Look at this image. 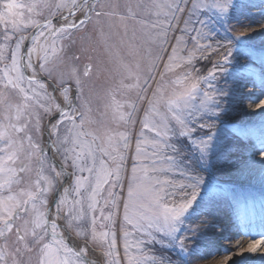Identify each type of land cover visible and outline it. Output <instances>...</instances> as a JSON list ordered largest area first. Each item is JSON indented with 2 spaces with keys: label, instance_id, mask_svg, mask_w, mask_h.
Returning <instances> with one entry per match:
<instances>
[{
  "label": "rangeland",
  "instance_id": "rangeland-1",
  "mask_svg": "<svg viewBox=\"0 0 264 264\" xmlns=\"http://www.w3.org/2000/svg\"><path fill=\"white\" fill-rule=\"evenodd\" d=\"M6 2L7 0H0V11H6L3 7ZM16 2L24 5L37 4L31 13L27 7L14 10L23 14L25 24L29 18L42 23L68 10L67 8L55 10V6L61 0ZM45 2L48 7L44 6ZM171 2L172 0H98L95 2V11L89 14L90 18L84 25L55 36L46 33L41 44L48 48L50 55L46 68L50 71L40 70L41 61L36 55L32 57L35 71L29 70L31 73L36 72L37 65L40 73L49 75L58 85H73L79 108L71 105V88L54 94L49 86L41 81L33 85L40 93L39 97L37 100L27 101L28 107L23 108L25 99L19 89L5 88L4 84L0 83V130L11 124L26 125L25 131L20 133H16L10 127L7 129L13 139L23 143V149L19 152V159L14 166L19 167L21 160H28L27 170L18 173L19 183L13 184L12 191L35 190L36 181L41 179V175L49 176L54 181V188L46 195L47 205H38L41 211L47 210L57 185L64 182V177H55L51 172L49 166L52 164L43 152L44 124L52 113L59 112L55 106L59 105L61 110H67L73 115L77 125H81V119L84 121L80 128L72 132H69V129H72V122L67 120L59 125L56 134H53L51 127L53 141H56L55 147L62 161L64 150L72 147L71 139L76 131L88 134L81 137L84 141H93L95 138L93 149L104 147L111 151L112 155H116L108 144V136H113V147L124 156L122 184L115 188H111L110 185L104 186V190L97 197L99 204L95 216L98 218L97 233L109 229L116 233L115 252L118 253L116 259L119 264H130L129 257L133 258L132 264H201L203 260L201 251L205 245L203 236L213 230L210 220L215 222L220 209L227 210L236 220L235 223H242L244 229L257 227V223L247 221L248 219L264 217V184L258 186L256 181L264 180V158L258 159V163L250 168L248 166L251 164L245 157L251 153L239 150V147L245 148L244 144L247 142L254 144L258 141V149L264 143V112L260 111L256 117L243 116L248 105H258L264 100V0H175L185 11L177 12L176 18H172L169 13L168 20L171 21L169 27L168 20L163 15H157L160 9L156 5ZM227 3L234 6L228 8L226 24L222 26L223 14L213 5ZM97 12L100 15H96ZM68 17L74 18L73 20L68 18L69 22L78 23L84 15L77 12L75 16ZM13 19L19 21L20 17H6L4 21H0V44H6L7 56V59L0 63V67L10 63L16 39L20 35L27 37L35 28L22 25L23 31L14 32L11 25ZM198 20L207 23L200 25L196 23ZM160 22L164 23L163 28L152 27L153 24ZM54 24L59 27L62 22L56 21ZM185 28L187 31H184ZM193 29L200 30V35L195 41L192 38L197 36V32ZM165 30L166 37L163 35ZM5 35H10L12 39L5 42ZM242 35L243 38L235 39ZM208 44H211V48L207 47ZM29 45L32 47L33 41ZM197 45L201 48H197ZM22 47L23 44L21 50ZM173 56L175 58L170 60L169 57ZM225 56L228 57L227 61L224 60ZM212 71H215V75L209 76V72ZM26 81L25 77V87ZM192 83H197L198 88L189 98L183 94L190 89ZM40 84L45 87L40 88ZM205 93L208 95L205 96ZM56 96L62 102L56 100ZM113 98L123 105L120 112L125 116L131 112V119L127 123L119 120V113L114 110ZM170 99L178 100V105L175 103L169 105ZM132 104H135V108L130 106ZM216 104H219V107H215ZM16 106L22 107L18 120L15 118ZM146 113L151 123L160 125L162 118L167 121L171 130L163 136V140L174 145L177 151L172 152L169 149L161 155L173 156V162L156 161L152 156L154 149L150 141L156 139V136L143 127ZM173 113L184 120L183 125L176 122ZM180 132L187 134L181 136ZM118 133L126 134L127 148L123 147L124 140L116 135ZM66 135L69 142L61 143ZM28 136H31L32 143L39 145V148L33 150L30 147ZM141 139L149 141L142 145L148 158L137 160L136 143ZM202 141L207 143L203 152ZM4 147L5 141L0 140V148ZM248 147L252 150L256 148ZM33 151L35 154L29 156ZM41 152L44 161L42 174L38 158ZM260 153L262 152L258 150L251 155L259 157ZM4 155L5 152H0V156ZM96 158L97 164L100 159H104L109 167L115 166L108 156H103L99 151L96 152ZM239 158H245L243 166L233 170ZM134 164L138 167L143 164L148 169L153 167L164 169L149 171L150 180L145 183L161 189L162 194H167L163 196L162 203L169 206L178 204L184 198V194L193 191L191 187H187L188 185H196L197 201L186 214L187 218L183 225L179 226L182 230L178 233L177 239L166 236L165 231L158 230L164 227L162 220L151 229H147L146 225L145 229H135L124 221V203L128 199V187L132 182ZM67 165L73 174L70 176L71 185L68 186L69 180L65 184L68 189L67 203L61 207L59 215L55 207L53 219L68 226L66 217L76 198L75 175L87 177L89 173L78 172L72 167L70 159ZM261 166L263 168L259 172ZM56 171L59 170L56 168ZM136 175L143 177L144 173L138 171ZM157 180L161 183L156 184ZM181 185L184 187L181 188ZM41 186H45L43 181ZM109 191L117 196L115 208L105 204V200L110 199ZM89 192L90 188L81 190V196L84 197V219L74 220L72 227L68 228L76 238L88 242L95 249L96 258L101 261L100 263L109 264L113 258L107 255L106 242L99 237L93 239L92 236L90 221L93 213L87 208ZM64 194L65 189L61 196ZM143 202H148L147 197ZM101 209L105 216L109 211L114 213L112 223L104 222V226L101 225ZM19 219L20 235L24 236V239L18 238L15 228L8 234L6 241L0 239V247L6 244L7 264H39L41 245L36 244L30 234L34 213L29 211L21 214L16 221V227ZM245 221L246 224L243 223ZM124 231L129 232L127 254L124 248ZM50 232L51 230L48 231L43 243H50L55 248V240L61 239L53 238ZM57 233L65 234L59 226ZM179 237H187L184 240L183 254L179 248ZM223 246L225 248L228 244ZM191 247H194V250ZM63 255L61 252V258ZM69 259L74 257L69 255ZM0 264H4V261H0ZM227 264H257V261L248 263L239 253Z\"/></svg>",
  "mask_w": 264,
  "mask_h": 264
},
{
  "label": "snow or ice",
  "instance_id": "snow-or-ice-1",
  "mask_svg": "<svg viewBox=\"0 0 264 264\" xmlns=\"http://www.w3.org/2000/svg\"><path fill=\"white\" fill-rule=\"evenodd\" d=\"M43 2V0H42ZM45 7H48V4L44 3ZM231 3L227 4H219L213 5L215 8H219L220 13H222L221 24L222 26L226 24V14L229 7H232ZM6 11H0V21H4L6 17L19 16V21L13 19L11 21L13 31H23L24 29L21 27L24 25L33 26L37 29V32L31 37H26L24 35H20L16 39L15 49L11 54L10 63L3 64V67H0V83L4 84V87H12L19 89L20 93L23 94L25 99V104L22 106L23 108L28 107L27 101L29 100H37L40 93L36 91L33 87L34 84H38L37 78L35 75H31L27 77V87H25V75L23 71V62L27 60L26 67L29 69H33V55H36L41 63L39 65L41 71H50L46 68V63L49 59L48 48L45 45L41 44V40L46 37V33L52 36L57 34H62L64 32L70 31L71 29H75L80 27L86 23V21L90 18V13L95 11L96 4L90 3L89 0H61L55 6L56 11H61L64 8L68 9L69 15L75 16L77 12H81L84 15V18L79 20V22H69L67 17L64 18V22L57 27L52 19H46L43 23L38 20H34L29 18L25 24V20L22 13H17L15 9H21L27 7L29 13L33 12V10L37 7V4H29L24 5L17 3L16 0H7V2L3 5ZM157 8L160 9V12L157 15H163L166 20H168L169 13H171L172 18H176L177 12L185 11L184 8H181L179 4L172 0L171 3L166 4H158ZM195 8L196 6L193 5ZM55 15V13H53ZM96 15H100L99 12ZM196 23L200 25H206L207 21L198 20ZM168 26H171V21L168 20ZM153 28H163L164 23L160 22L159 24H153ZM197 32V36H194L192 39L195 41L197 37L200 35L199 29H193ZM187 31V28L184 29ZM228 31V29H226ZM166 30L163 35L166 37ZM31 38L33 41L32 47L27 49V52L21 54V45L23 42ZM241 37H236L235 39H241ZM12 37L10 35L4 36V41L7 42L11 40ZM231 43V41H229ZM207 47L211 48V44H208ZM6 44H0V63H3L7 56L5 54ZM197 48H201L200 45H197ZM202 50V49H201ZM55 49H53V52ZM176 48H173V53H175ZM175 57H169L170 60ZM228 57L225 56L224 60L227 61ZM223 71V69H219ZM87 75V71L85 72ZM209 76H214L215 71L209 72ZM77 84H79V80L77 79ZM40 88H44L43 84L39 85ZM198 88L197 83H192L190 89L184 93L183 95L188 96L190 98L191 93L196 91ZM66 91V90H65ZM31 93V95H30ZM205 96L208 94L205 93ZM79 98V97H78ZM67 99V97H66ZM177 104L178 100L170 99L168 104ZM114 110L119 113V120L127 123L131 119V112L127 113V116L123 112H120V109L123 107L119 102L115 101L113 98ZM132 108H135V104L130 105ZM21 106H16V119L20 118V114L22 111ZM43 107V105H41ZM56 109L60 112L61 119L57 120L55 124L52 125L53 134H56L59 125L64 121L72 122V129H69V132H72L74 129H78L83 125V119H81V125H77L75 122V117L70 115L67 110H61L59 105L55 106ZM215 107H219V104H216ZM257 107L264 112V100L257 105ZM46 111H50V109H46ZM83 115V114H81ZM190 115V113H189ZM173 116L178 124L183 125L184 120L181 119L179 115L173 113ZM37 121L39 117L37 116ZM10 127L16 133H20L25 131L26 125H17L11 124L6 126L3 130H0V140L5 141V147L0 148V152H5L6 155L0 156V239L7 240L8 234H10L13 229H16L18 238L20 240L24 239V236L20 235V228L16 227V221L21 216V214L28 213L31 211L34 213V219L32 221L33 228L31 230V237L36 244L41 245L40 252L41 258L39 260V264H87L86 259L82 258V255L85 253L84 249L79 251H75L74 249L67 246V244L61 240H55V248H53L50 243H43L45 236L48 234L49 225L53 238H55L57 234L58 225L55 220L49 221L47 212L41 211L38 205L45 206L47 205L46 195L54 188V181L49 176L41 175V179L36 181V189L35 190H20L19 192H13L12 186L13 184L19 183L18 173H22L27 170L28 160H21L19 167L14 166L16 161L19 159V152L23 149L22 141H17L12 138L11 133L7 130ZM144 129L155 133L156 139L150 141L154 151L152 152V156L155 157L156 161H164L171 163L174 161L173 156L169 155H161L162 152H167V150L171 149L172 152H176L177 149L174 145L170 144L168 141L163 140V136L167 135L171 130L167 121L162 118V122L160 125L156 123H151L148 121V114L145 115V122L143 125ZM203 127V125H201ZM185 132H180V135H186ZM88 135L82 131H76L75 135L71 139L72 147L66 148L64 155V164L67 165L68 160H71L72 167L76 169L78 172H88L89 175L87 177L81 175H75L74 183L75 188L74 192L76 194V198L72 202V207L68 210V226L72 227L74 220H83L84 219V197L81 196V190H87L90 188V192L88 193L87 200V208L89 211L93 213L91 217V231L93 239H97L98 237L102 239L103 242L107 244V255L112 257L113 259L109 261V264H119V261L116 259L118 253L115 252L117 245V237L114 231L106 230L100 233L96 232L97 225V217L95 216V212L97 210L99 201L97 197L104 190L105 185H110L111 188H115L122 184L121 172H122V163L124 160V156L119 152L118 149L113 147V136H108V144L109 147L112 148V151L116 152V155H112V152L105 149L104 147H97L93 149L92 145L95 142V138L93 141H84L81 137ZM123 140V147L127 148V136L125 133H118ZM143 137V133L141 134ZM29 141L30 147L35 150L39 148V145L32 143L31 136L27 137ZM59 139V137H58ZM61 143H68L69 137L66 135ZM54 144L56 141L53 142ZM149 143L146 139L137 140L136 143V159L143 160L147 159V155L145 154V150L142 147L143 144ZM79 146V147H77ZM207 147V143L201 142V151ZM85 148H87V154L85 155ZM99 151L103 156H108L110 160L113 161L114 167H109L104 159L99 160V164H97L96 152ZM260 151L264 153V143H262ZM71 155H68V154ZM35 152H30L29 156L34 155ZM40 159V169L41 174L43 173V153H40L38 157ZM89 160L91 161L89 163ZM155 163V161H154ZM50 170L55 174V177H61L65 175V169L61 168L60 171H56L54 165H50ZM163 168L153 167L148 169L141 164L139 167L134 164L132 168V182L128 187V199L124 203V221L127 224H130L135 229H145V225L147 229H151L154 224H159L162 220L164 227L159 228V231H165L166 236L172 237L173 239L178 238V233L182 230V226L184 220L187 218L186 214L189 212V209L193 207V204L197 201V191L196 185L191 184L187 187H191L193 191L190 194H184V198L178 204H174L169 206L168 204L162 203L163 196L167 194H162V190L156 187H153L151 184L145 183V181L150 180L148 177V172H156L163 171ZM141 171L144 173L143 177H138L136 173ZM43 181L45 186H41V182ZM156 184H160L161 182L157 180ZM199 183V182H198ZM181 188L184 185L180 186ZM7 192V194H5ZM68 189H65V194L62 195L59 200L56 202L57 206V215L60 214L61 207L67 203L66 194ZM108 196L110 199L105 200V204L109 205L113 208L117 205V196L114 192L109 191ZM147 197L148 202H143L144 198ZM79 206V208H77ZM75 213V215H73ZM114 213L109 211L108 215H104L103 209H101V225L104 226V222H108L109 224L113 222ZM37 229L40 231L38 232ZM43 233V234H41ZM150 234V233H149ZM123 236L125 237V253L127 254L129 244L127 242V237L129 236V232L124 231ZM154 239V237H153ZM187 237H179V248L181 254L185 252L184 240ZM261 241H256L252 244H249L247 251L255 253L260 246ZM5 246L0 247V261H4V264H7ZM63 252L64 255L61 258L60 253ZM69 255L74 257V259H69ZM132 259L129 257L130 264H132Z\"/></svg>",
  "mask_w": 264,
  "mask_h": 264
},
{
  "label": "bare ground",
  "instance_id": "bare-ground-1",
  "mask_svg": "<svg viewBox=\"0 0 264 264\" xmlns=\"http://www.w3.org/2000/svg\"><path fill=\"white\" fill-rule=\"evenodd\" d=\"M66 11H68V10H66ZM66 17H67V19L69 18L68 15ZM64 18H62L59 22L63 23ZM69 19L73 20L74 18L70 17ZM26 64H27V60H26ZM35 67H36V72L31 73L33 75L38 74V72H39L38 66L36 65ZM260 111L261 110L257 107V105H251L250 104V105H248L247 109L245 110V113H243V116H244V118L247 115H253L256 117ZM257 142L258 141L254 142V144L247 142L246 144H244L245 148L239 147V150L246 152V153L248 152L251 154L256 153V151L258 152V150H260L257 147L259 145V144H257ZM248 146H252V147H256V148L252 150ZM251 154H248V156L245 157V158H247V160L251 164L250 166H248L250 168L255 166L258 163V159L264 158V153H260L259 157L253 156ZM245 158H242V159L239 158L234 165V166H236V168L233 170H237V168L243 166V161L245 160ZM261 168H263V167L262 166L260 167L259 172L261 171ZM62 177H64V179L66 181L70 179V177H67L66 174ZM256 181L258 182L257 183L258 186H263V184H264L263 179L259 180V181L256 180ZM60 184H61L62 189H59L61 191L59 194H57V196H59L65 188L64 187L65 183L64 184L60 183ZM54 195L51 196V198H52L51 201H53ZM216 217L217 218L215 219V222H212L209 219L210 224L213 225V230H211L210 233L208 232V234L203 236V238L205 240V245H203V248L201 251L202 252L201 256L203 258V260H201V262H200L201 264H223V263L227 264V263H231L232 260L235 258V256H237V254H239V253H240V256L244 258V261H246L248 263H252L254 260H256L257 264H264V217L261 216L258 218H251V219L247 220L250 222L257 223L256 229L255 228L244 229L241 226L243 224L242 223H235L236 220H234V217L229 215L227 210H224V209L223 210L220 209L219 212L216 214ZM19 220L20 221L18 223V227L21 223V219H19ZM247 221H245L243 223L246 224ZM256 241H261L260 246L258 247L255 254L253 252H249L250 253L249 254L247 251L249 244H252ZM228 242H231V243H228ZM226 243L228 244V246L224 248L223 245H225ZM73 244L77 248L79 247L81 249H84L86 254L91 253L90 254L91 258L99 260L98 258H96L97 255L95 253V249H93L89 245L88 242L75 240V241H73ZM191 248H192V250H194V247H191ZM99 262H101V261L99 260ZM100 264H102V263H100Z\"/></svg>",
  "mask_w": 264,
  "mask_h": 264
},
{
  "label": "water",
  "instance_id": "water-1",
  "mask_svg": "<svg viewBox=\"0 0 264 264\" xmlns=\"http://www.w3.org/2000/svg\"><path fill=\"white\" fill-rule=\"evenodd\" d=\"M89 1L96 2V0H89ZM67 15L69 16V12L68 11L65 12L62 15L55 16V18H52L53 23H55L56 21H60L62 18L66 17ZM36 32H37V29L34 28L31 32H29L27 34L28 35L27 37H31V35H34ZM31 41H32L31 38H28V39H26L24 41V43H23L24 46H23V49H22L21 54H24V53L27 52V49L29 48V46H30L29 44H30ZM23 64H24L23 71H24L25 75L26 76H30L29 75V72H28V68L26 67V60L23 62ZM36 78H37V81L40 80V81L46 83L47 85H50L53 88L54 91L63 90L65 88H68L69 86L72 87V88H74L72 85L65 86V87H58L57 85H55V83L49 77L43 75L40 72L38 73V76H36ZM73 99H74V103H75V94L73 95ZM60 116H61L60 113H57V114L52 115V117L44 125L45 126L44 133H45V137H47V139H46V143H47V149H46V151H47V154L49 155V157L51 158V161H53V163L56 165V167H58L60 170H61V168H64L65 169V174L68 177L71 174V172L66 167H64V165L61 162H59L56 159V157H54V155H53V153L57 154V151L53 147L52 136L50 134V128H51L50 122H53L54 120L58 119ZM59 189H61V188H59ZM59 189L56 191V193L54 195V201H57V199H58L57 198L58 197L57 194H59L60 191H61ZM54 201H53V203H54ZM53 203L48 208L49 209L47 211V216L48 217H49L50 211L53 209L52 208L53 207ZM49 221H50V219H49ZM61 227H63L65 229L66 233H67L66 238H63L65 240V242L66 243H69L70 246L72 247V249H74L75 251L81 250L80 248H75V247L72 246L71 238L70 237L73 236V235L70 232V230L67 227H65L64 225H62ZM82 258L86 259L87 263H89V264H99L96 259L91 258L90 255L87 256L85 253L82 255Z\"/></svg>",
  "mask_w": 264,
  "mask_h": 264
}]
</instances>
